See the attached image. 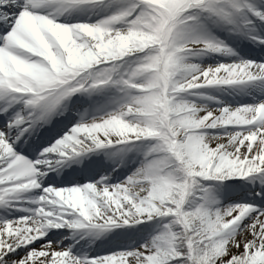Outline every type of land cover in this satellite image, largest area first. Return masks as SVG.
I'll list each match as a JSON object with an SVG mask.
<instances>
[{
	"label": "snow or ice",
	"instance_id": "1",
	"mask_svg": "<svg viewBox=\"0 0 264 264\" xmlns=\"http://www.w3.org/2000/svg\"><path fill=\"white\" fill-rule=\"evenodd\" d=\"M0 264H264V0H0Z\"/></svg>",
	"mask_w": 264,
	"mask_h": 264
},
{
	"label": "rangeland",
	"instance_id": "2",
	"mask_svg": "<svg viewBox=\"0 0 264 264\" xmlns=\"http://www.w3.org/2000/svg\"><path fill=\"white\" fill-rule=\"evenodd\" d=\"M233 251H235V249H233Z\"/></svg>",
	"mask_w": 264,
	"mask_h": 264
}]
</instances>
